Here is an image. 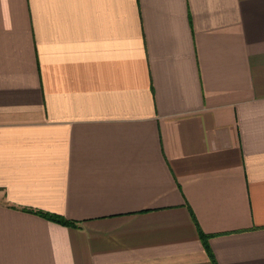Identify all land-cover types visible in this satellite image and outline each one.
Returning <instances> with one entry per match:
<instances>
[{"label": "crops", "instance_id": "1", "mask_svg": "<svg viewBox=\"0 0 264 264\" xmlns=\"http://www.w3.org/2000/svg\"><path fill=\"white\" fill-rule=\"evenodd\" d=\"M0 264H264V0H0Z\"/></svg>", "mask_w": 264, "mask_h": 264}, {"label": "trees", "instance_id": "2", "mask_svg": "<svg viewBox=\"0 0 264 264\" xmlns=\"http://www.w3.org/2000/svg\"><path fill=\"white\" fill-rule=\"evenodd\" d=\"M32 211H34L35 213H39L46 218H49L51 220H54V221H57L60 223H65V224H74L75 223V221L67 219L65 216H61L59 214L48 213V212H43V211H35V210H32Z\"/></svg>", "mask_w": 264, "mask_h": 264}]
</instances>
